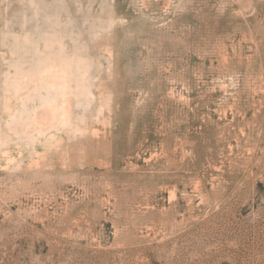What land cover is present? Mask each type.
I'll use <instances>...</instances> for the list:
<instances>
[{
  "label": "rangeland",
  "instance_id": "obj_1",
  "mask_svg": "<svg viewBox=\"0 0 264 264\" xmlns=\"http://www.w3.org/2000/svg\"><path fill=\"white\" fill-rule=\"evenodd\" d=\"M64 45L110 101L68 95L93 153L37 169ZM0 264H264V0H0Z\"/></svg>",
  "mask_w": 264,
  "mask_h": 264
},
{
  "label": "bare ground",
  "instance_id": "obj_2",
  "mask_svg": "<svg viewBox=\"0 0 264 264\" xmlns=\"http://www.w3.org/2000/svg\"><path fill=\"white\" fill-rule=\"evenodd\" d=\"M108 10V9H107ZM111 13V12H110ZM114 16V15H113ZM111 18H113V20H115V18L114 17H111ZM104 20H106V19H104ZM108 20V19H107ZM110 20V19H109ZM112 20V21H113ZM108 22V21H107ZM106 27H107V25H106ZM113 27V26H112ZM112 27H107V28H103L104 30H103V35L105 36V38H106V40H107V43H106V51L108 52V55H109V57H110V60L111 59H113V51L115 52V48L114 49H112V44H111V42H112V34H111V31H112ZM102 30V29H101ZM95 31H97V30H95ZM97 32H99V31H97ZM96 32V33H97ZM100 32H102V31H100ZM113 32V31H112ZM96 33H94V34H96ZM99 35V34H98ZM93 36H95V35H93ZM100 37H102L101 35H100ZM97 38V37H96ZM102 39V38H101ZM99 41H100V39H98ZM67 42V41H66ZM106 42V41H105ZM105 42H104V44H105ZM99 43V42H98ZM102 43V42H101ZM69 44V43H68ZM42 45V47L44 46L43 44H41ZM69 46H70V44H69ZM103 46V45H102ZM114 46V45H113ZM68 48V47H67ZM66 48V45H64L62 48H60V50H59V54L58 55H56V57H52L51 58V56L50 57H48L47 59H48V63H47V71L42 75V78H45L46 79V84L44 85V89H45V91L44 92H42V91H40V92H38L37 94H34L33 96H32V100H31V102H32V104L34 105V107L35 108H41V110H43V111H47L49 114L51 113V116H53L54 117V119H55V125H54V129L53 130H50V131H46L45 132V134L44 135H46V136H48V144L45 146V149H43L41 152H39V150L36 148V146H35V141L36 140H34L33 141V144L32 145H34V152H33V156L35 157V159H32V161H31V165H34V166H36L37 167V169L38 168H41V169H47V168H50V167H52L53 165H55V159L57 158V159H59L60 161H62L63 163L64 162H67V163H69V162H75V161H77L78 159H79V157H81V156H86V157H88L89 156V153H88V149H89V147H91V146H89V144H88V140H89V138H87V136H84L85 134L83 133V131L79 128V129H76L77 128V126L80 124H76V126H74V124L77 122H75L74 121V118H76V116L74 117V112H75V110H74V106H68V105H65L64 106V103H66V99L68 98V95H70V97L73 99V101L74 102H76L77 101V99H78V96H77V94H78V92L81 94V92H86L87 94L89 93V94H93V95H90V96H92V98H90V99H88V101H89V108H88V110L89 111H93V108L95 107V105H100V104H98V101L99 102H104V103H108V101H110V95H109V97H106V96H104L105 94H103V95H101L100 96V99L99 98H97L98 96V93H96L97 95L95 96V92H94V90H93V87L96 85H94L93 84V81L95 80L94 78H96V73L94 74V72L92 73L91 71V74H94V75H90L89 74V72H88V74L90 75H87L86 76V78L83 80L81 77V81H79L78 79H76L75 77L77 76V75H79V72H78V74L76 75L75 74V72L76 71H72V68H71V64L73 63V62H75V61H77L76 59L74 60V56L76 55L75 53H73V55L74 56H72L69 52H68V50H66L67 49ZM76 50V49H75ZM81 51V50H80ZM79 51V52H80ZM102 51H104V50H102ZM74 52H76V51H74ZM78 52V50H77V53H79ZM85 52V51H84ZM84 52H83V55H84ZM105 54H107V53H105ZM80 55V54H79ZM79 55H78V57L77 56H75V57H77V58H79ZM81 55H82V53H81ZM82 55V57H85V56H87V55H85V56H83ZM89 56V55H88ZM106 56V55H105ZM81 57V56H80ZM87 58H89V57H87ZM86 59V58H85ZM91 59V58H90ZM89 59V60H90ZM99 59V58H98ZM79 60H80V58H79ZM81 60H83L82 58H81ZM88 60V59H87ZM86 60V61H87ZM95 60V59H94ZM93 60V62H94V64H96L95 62L96 61H94ZM109 60V61H110ZM84 61V60H83ZM82 61V62H83ZM86 61H85V63H86ZM92 61V60H91ZM100 61V59L98 60V62ZM107 61H108V59H107ZM112 61V60H111ZM110 61V62H111ZM114 61V60H113ZM78 62H80V61H78ZM77 62V64H79ZM76 63V62H75ZM84 63V62H83ZM83 63H80V64H83ZM84 63V64H85ZM89 63V62H88ZM78 65V66H81V65ZM93 64V63H92ZM102 64V63H101ZM113 64V63H112ZM108 65H110V64H108ZM73 66V65H72ZM78 66L76 67L77 69H78ZM84 66V65H83ZM82 66V67H83ZM88 66V65H87ZM86 65L84 66V67H87ZM90 66H91V63H90ZM97 66V65H96ZM101 66V65H100ZM99 66V67H100ZM103 66V65H102ZM101 66V67H102ZM112 66V65H111ZM115 66V65H114ZM113 66V67H114ZM92 67H95L94 65L92 66ZM75 68V67H74ZM91 68V67H90ZM105 68V67H104ZM109 68H111V67H109ZM77 69H75V70H77ZM80 69H84V68H80L79 67V70ZM92 69V68H91ZM97 69V68H96ZM100 70H101V68H99ZM106 69V68H105ZM78 70V71H79ZM86 70V69H85ZM95 70V69H94ZM93 70V71H94ZM83 71V70H82ZM109 71H110V69H109ZM81 72V71H80ZM97 72V71H96ZM107 72V71H106ZM105 72V73H106ZM112 72V71H111ZM83 73V72H82ZM98 73H102V72H98ZM108 73V72H107ZM74 74H75V76H74ZM80 75H81V73H80ZM79 75V76H80ZM107 75V74H106ZM112 75V74H111ZM79 76H77V77H79ZM98 76V75H97ZM108 76H110L109 74H108ZM85 77V76H84ZM90 77H92L93 79V81H91V82H89V85H87V87H86V84H88V81L87 80H90ZM98 77H100L101 78V76L99 75ZM106 77V76H105ZM107 78V77H106ZM99 79V78H98ZM76 80H78L77 81V83L78 82H80L79 83V86H81V85H85V86H82L81 88H83V87H86V88H83V89H81L80 88V90H78L77 92H75V87L76 88H78V86L76 85L75 87H74V84H76ZM102 80H103V76H102ZM106 80V79H105ZM111 80V79H110ZM87 81V82H86ZM99 81V80H98ZM107 82V81H106ZM96 83V82H95ZM100 83V82H99ZM39 85H43V83L41 82ZM94 85V86H93ZM100 86V85H99ZM35 90V89H34ZM97 92V91H96ZM77 93V94H76ZM83 93V94H84ZM85 93V94H86ZM83 94H82V96H83ZM112 94V93H111ZM81 96V98H83L84 99V97H87V96H83L82 97ZM82 99V100H83ZM113 99V98H112ZM81 100V101H82ZM85 101V100H84ZM80 102V101H79ZM78 101H77V105H78V103H79ZM75 104V103H74ZM113 103H111V105H112ZM110 105V104H109ZM108 106V105H107ZM111 107V106H110ZM109 107V108H110ZM85 108V107H84ZM98 108V107H97ZM100 108V107H99ZM104 108V107H103ZM108 108V107H107ZM87 109V108H86ZM106 109V108H105ZM111 109H112V107H111ZM87 110V111H88ZM104 110V109H103ZM102 110V111H103ZM108 110V109H107ZM110 110V109H109ZM108 110V111H109ZM83 111H84V109H83ZM86 111V112H87ZM99 111V110H98ZM85 112V111H84ZM107 112V111H106ZM105 112V113H106ZM111 112V111H110ZM81 113V112H80ZM83 113V112H82ZM81 113V114H82ZM88 113V112H87ZM90 113V112H89ZM107 113H109V112H107ZM106 113V114H107ZM80 114V115H81ZM97 114V113H96ZM76 115H77V113H76ZM90 115V114H89ZM99 115V114H98ZM108 115V114H107ZM106 115V116H107ZM86 116H87V114H86ZM104 116V115H103ZM109 116V115H108ZM88 117V116H87ZM100 117V116H99ZM83 118V117H82ZM105 118V117H104ZM88 119V118H87ZM107 118H105L104 120H106ZM76 120V119H75ZM80 120V119H79ZM83 120H85V117H84V119ZM100 120V119H99ZM88 121V120H87ZM101 121V120H100ZM78 122H81V120L80 121H78ZM77 122V123H78ZM85 122V121H84ZM105 122V121H104ZM107 123V122H106ZM105 123V124H106ZM84 124H86V123H84ZM83 124V125H84ZM91 124V123H90ZM83 125H81V126H83ZM92 125H93V123H92ZM84 126H86V125H84ZM83 126V127H84ZM76 127V128H75ZM91 128V127H90ZM87 129V128H86ZM88 130H89V124H88V129H87V131L86 132H88ZM93 130V129H92ZM92 130L91 131H89V132H92ZM85 132V131H84ZM99 132V131H98ZM97 132V133H98ZM106 132H107V130H106ZM44 133V132H43ZM97 133L95 132V134L97 135ZM88 135H90V133L88 134ZM92 135V134H91ZM93 136V135H92ZM92 136H90V138L92 137ZM95 136V135H94ZM93 136V137H94ZM39 137H42V136H40L39 135ZM89 137V136H88ZM103 137H105V136H103ZM44 138H46V137H44ZM43 138V139H44ZM36 139V138H35ZM38 139H40V138H38ZM42 140V139H41ZM107 140V138H104V140H103V142H102V140L100 141L101 143H100V145L102 144L103 146H101V147H105L104 145H106L105 143V141ZM43 141H45V140H43ZM108 142V141H107ZM98 143V142H97ZM94 145V144H93ZM98 146H99V143H98ZM107 146H109V144L107 145ZM38 147V146H37ZM100 147V146H99ZM25 148V147H24ZM92 148H93V146L89 149V151L91 150V152H92ZM107 148V151H108V148L109 147H106ZM98 149V148H97ZM96 149V150H97ZM100 149V148H99ZM102 150H104L105 151V149L104 148H102ZM101 150V151H102ZM95 151V150H94ZM106 151V152H107ZM93 153V152H92ZM104 153V152H103ZM9 154V153H8ZM12 154V153H11ZM91 154V153H90ZM7 155V154H6ZM7 157V156H6ZM102 158V157H101ZM8 159L10 160V161H14L17 165H19L20 164V161L19 160H17V161H15V158H13L12 156H8ZM86 159V158H85ZM98 159V158H97ZM58 160V161H59ZM99 161V160H98ZM105 161H107V160H105ZM13 162V163H14ZM78 162V161H77ZM51 169V168H50Z\"/></svg>",
  "mask_w": 264,
  "mask_h": 264
}]
</instances>
